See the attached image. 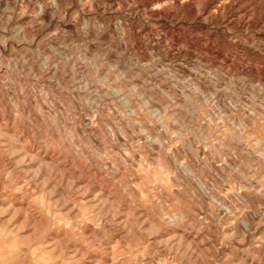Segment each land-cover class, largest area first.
I'll use <instances>...</instances> for the list:
<instances>
[{
	"label": "clouds",
	"instance_id": "clouds-1",
	"mask_svg": "<svg viewBox=\"0 0 264 264\" xmlns=\"http://www.w3.org/2000/svg\"><path fill=\"white\" fill-rule=\"evenodd\" d=\"M0 264H264V0H0Z\"/></svg>",
	"mask_w": 264,
	"mask_h": 264
}]
</instances>
